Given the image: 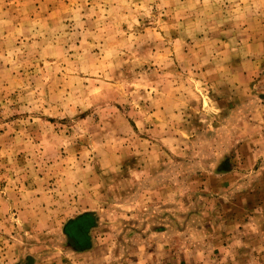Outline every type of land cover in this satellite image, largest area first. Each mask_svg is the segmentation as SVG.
Wrapping results in <instances>:
<instances>
[{"label": "rangeland", "instance_id": "374dc122", "mask_svg": "<svg viewBox=\"0 0 264 264\" xmlns=\"http://www.w3.org/2000/svg\"><path fill=\"white\" fill-rule=\"evenodd\" d=\"M263 146L264 0H0V264L212 245Z\"/></svg>", "mask_w": 264, "mask_h": 264}, {"label": "crops", "instance_id": "0c3cea01", "mask_svg": "<svg viewBox=\"0 0 264 264\" xmlns=\"http://www.w3.org/2000/svg\"><path fill=\"white\" fill-rule=\"evenodd\" d=\"M249 153L251 160L261 161L264 156V146L260 149L254 147ZM229 193L230 199L234 198V201L229 202L227 210L221 206H217L216 209L219 224L212 225L213 233H210L212 245H208L209 240L200 239L205 238L206 228L204 223H197L196 243L187 236H184V243H181L185 248L183 252L189 251V255L167 254L171 249L165 248L163 255L148 252L147 256L141 258L137 255L130 262L132 264H264V193L257 185L248 189H234ZM195 216L196 219L203 220L205 215L197 211ZM217 225L219 232H216ZM189 242L193 243L190 245L191 248H187Z\"/></svg>", "mask_w": 264, "mask_h": 264}]
</instances>
